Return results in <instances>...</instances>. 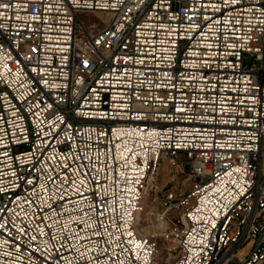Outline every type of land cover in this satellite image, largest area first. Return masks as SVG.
Instances as JSON below:
<instances>
[{"label": "built area", "instance_id": "1", "mask_svg": "<svg viewBox=\"0 0 264 264\" xmlns=\"http://www.w3.org/2000/svg\"><path fill=\"white\" fill-rule=\"evenodd\" d=\"M0 264H264V0H0Z\"/></svg>", "mask_w": 264, "mask_h": 264}, {"label": "rangeland", "instance_id": "2", "mask_svg": "<svg viewBox=\"0 0 264 264\" xmlns=\"http://www.w3.org/2000/svg\"><path fill=\"white\" fill-rule=\"evenodd\" d=\"M81 16L86 19L87 21L89 20H96L99 21L100 24L102 26L105 25V22L102 20L101 15L99 13H85L83 12L81 14ZM189 169H190V163L187 159L184 158V156L180 155L179 158H177V163L175 165H171L169 164V162H166L162 164L160 170H159V174H158V182L160 184L161 187H163L161 189V191L166 190L168 188H178V189H182V190H186L191 186V180L188 179V173H189ZM151 199H148L147 201V205H146V210L143 213V218L144 221L146 220V212H148L149 210H151V207L153 206V204L151 203ZM170 218H175V222L172 220V224L173 226H180L181 223L178 221V219H180L181 217V208L179 207H174L171 211H170ZM143 226L148 227L147 229L150 232H154L155 228L157 227V225L155 223L153 224H147V223H143ZM157 231V230H156ZM160 247H164L163 245V241L160 240ZM170 254L168 251H166L165 249L162 250L161 256L163 257H168Z\"/></svg>", "mask_w": 264, "mask_h": 264}, {"label": "bare ground", "instance_id": "3", "mask_svg": "<svg viewBox=\"0 0 264 264\" xmlns=\"http://www.w3.org/2000/svg\"><path fill=\"white\" fill-rule=\"evenodd\" d=\"M96 13H99L101 15V18L103 19L104 22L107 20L108 13L103 12V11H98ZM139 218H141V215L139 216Z\"/></svg>", "mask_w": 264, "mask_h": 264}]
</instances>
